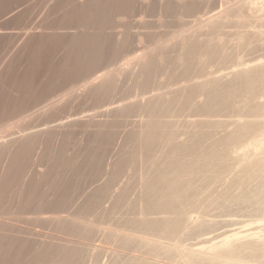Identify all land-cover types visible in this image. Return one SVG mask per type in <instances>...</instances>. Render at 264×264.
Listing matches in <instances>:
<instances>
[{
    "label": "bare ground",
    "instance_id": "1",
    "mask_svg": "<svg viewBox=\"0 0 264 264\" xmlns=\"http://www.w3.org/2000/svg\"><path fill=\"white\" fill-rule=\"evenodd\" d=\"M70 1L66 0V2H63L65 9L68 11L69 9L67 8L69 7L66 6L70 5L73 0L71 3ZM140 1L145 10L151 7L153 3V1L152 3L150 2L151 0ZM140 1L82 0V3L80 1V5H73L70 17L75 19L72 20L74 22L70 21L71 23L69 24L75 23L77 26L73 25L76 31L72 35L73 38H71L70 44L68 42L66 43L68 45L63 44L67 46L64 48L66 52H63V56L64 53L66 56L63 58H61V55V57L58 56L61 59L59 62L60 66L49 70L44 79L42 78L43 81L41 80L39 88L42 87V83L44 85L43 91L41 89L38 94V88L36 89L37 91L31 89L35 93L37 92V95H34L30 88H28L30 92L27 89V93H33L34 95L31 97V94L28 93V96L30 95V99L35 98V101L37 97H40L41 99L39 98V100L41 101L45 98L47 99V97L51 98V96H55V98H52L53 100L47 99L51 101L48 107H42L44 113L52 112L51 114L49 113L50 118L48 115L47 120L43 121L48 124L49 121L50 123L55 122L54 125L49 124L50 126L47 125L46 127V124L43 122L45 128L37 127L43 126L41 124L25 128L26 103L22 99L19 101L20 105L16 99V103L18 104L16 107L18 106L19 108L21 106V108H14L15 110H21V113L18 111L19 115L23 116L19 121L20 123L8 121L11 116L8 117L5 114L7 113V107L10 108L9 106H6L5 109L2 107L3 105L0 107L2 111H6H3V113L5 112L4 114L0 113V196H2L1 194H3V191L7 187H15L13 192H18L20 202L23 204L21 212L17 213L13 209L11 211V208L8 212V209L3 208L5 197L3 200L0 197V249L7 247L11 251L18 242H23L24 246L25 238L26 241H30V239L37 241L43 238L42 243H40L41 248L38 249L39 254L42 255L39 258H42L49 264H71V258L76 252L75 250L83 248L81 244H85L82 240H88L89 238L87 237L90 234H104L108 231L110 234L108 232L105 234L115 236L124 242L120 241L123 247L121 249L123 250L126 249L124 246H127V244L138 242L136 243L137 252L143 255L134 256L133 259L132 257H130L131 259L127 258L123 264H264V119H262L264 116V0H202V2H200L201 0H154V2L156 1V5H159L160 18L164 17L165 19V16L168 15L187 17L189 16L188 14H192L191 16L194 14L198 18L195 19L192 26L183 29L176 28L177 30L174 29L175 31L168 32L170 34H166L167 31L163 32L166 35L162 34V38L158 40L154 39L152 41L154 43L152 44L151 42V45L147 41L149 44L141 48V52L134 53L131 57L129 55L126 56V54L125 56L120 55L124 52V44L118 45L119 49L123 48L120 49L121 51H117V48L116 50L109 51L110 49L108 48L107 52V49H105V43L108 40L106 30L107 28L109 29L110 17L116 16L117 18V16L119 17L123 14H131L136 10L134 9V4H138ZM61 2H59L60 5ZM211 2H214L216 7L214 6V9H211L207 14L201 15L200 13L205 3L209 4ZM153 5L155 6V4ZM62 6L64 5L62 4ZM158 8L156 7L157 10ZM63 11L65 10L63 9ZM63 13H66V11ZM48 16L54 15L49 14ZM125 16L123 15V17ZM227 17H242V23L238 21L236 27L240 24V26L243 25V29L240 28L242 30H237V34L235 33L236 41L234 46L237 45L236 49L238 46H240L239 49L248 48L243 50L250 52H248L250 54L248 57H250L247 60L235 62L236 56H234V52H239H236L234 46L232 49L230 48L233 52L232 58V52L229 51L228 54V47L222 44V42H218L222 41L221 39L216 41L219 48L214 49V46L217 48L216 43H214L217 37L215 35L216 31L219 28L222 29V26L225 27L222 24L226 23ZM145 21L147 20L145 19ZM30 22L27 23L31 24ZM52 22L54 23L55 19ZM156 22L154 25H156ZM228 22L227 20L226 24ZM149 23L151 22L149 21ZM120 24L116 25L120 26ZM184 24L187 25L186 23ZM49 25L47 24V27H44L42 24L41 28L43 30L39 25L38 30H42L39 35L42 38L44 29L51 28L48 27ZM66 25H63L65 29L70 28V26L72 27V25ZM144 26L147 27L146 24ZM26 27L27 31L30 26L28 27L27 25ZM57 28L56 26L54 27L55 30ZM54 29L53 31L55 32ZM30 31L33 33L32 28ZM109 31L111 33L112 30ZM24 33L25 31L22 34ZM27 33L24 35H27ZM30 33L28 34L34 36V33ZM66 33L68 34V32ZM51 34H53L52 37H55L54 33ZM24 35L21 36L24 38ZM153 37H156L155 34ZM175 38L178 39V42L172 45V41ZM38 39L40 38L34 41ZM29 41L30 36L27 42L29 43ZM40 41L38 46L42 48L43 45ZM47 42L48 44L50 43L49 41ZM40 44L42 47H40ZM129 45L127 44L126 47ZM60 46L63 49L62 45ZM175 46H178L180 52L173 56L171 52ZM24 49H27V47ZM134 51L136 52V49ZM221 51L226 52L232 59L226 60L223 66L217 69H210V63L208 64L207 61L203 60V56ZM36 54L34 55L36 56ZM34 55L32 56L34 57ZM228 55L227 57L230 58ZM36 57L38 58V56ZM121 57L125 61L119 64L120 60L118 62V58ZM40 58L38 61H40ZM117 62L118 66H116ZM198 62H202V67L195 70V64ZM12 63L10 62V65ZM111 65L115 66L111 68ZM161 75H164V78L159 80V76ZM122 76L127 77L129 84L122 99H120L121 101H118L119 99L115 100L113 97H115L114 94L119 89L118 86H120L119 83L122 81ZM15 79L17 81L18 78ZM20 81H18V85L20 86L18 87L23 91L25 90L23 84L25 82L22 83V88L21 84H19ZM1 83L0 85L3 86ZM236 85L239 87H235ZM16 88L14 87V89ZM4 90L7 89L5 88ZM4 90L3 92H5ZM1 95H3L2 93L0 97H3ZM69 96L72 98V101L68 99L70 98ZM66 97L67 100L65 99ZM64 99L69 101V103H73L76 100L79 102V105L93 103L97 111L93 112L92 110L94 109L92 108V110L90 109L91 113L88 111H85V113L84 109L86 108L84 107H88L87 105L82 107L84 108L83 110H80L81 106H78L77 111L76 105L74 107L73 104L72 107L67 102L66 106L69 109L61 108L63 109L62 113L59 105H62ZM39 100L37 99V101ZM116 101H118L117 104L115 103ZM69 105L75 109L73 111L70 110L71 107ZM65 110L68 111L67 114ZM74 110L77 112H74ZM225 110H231L232 113L228 111L225 113ZM71 111L72 113L69 115ZM227 112L229 113V118L225 116ZM11 113L9 114L12 115ZM64 113L68 116L65 117L63 115L64 117H60ZM221 115L226 118H218ZM57 116L59 118H56ZM51 118L54 120L51 121ZM79 127L86 134L88 133V137L83 141L86 148L82 153L78 152L75 154L72 160L73 163L68 164H74L79 170L85 169L86 172L90 171V174L93 171L96 174L95 168L100 169L101 178L105 177L106 181H104V178L103 181L105 183L103 181L101 183L102 179L99 176L101 184L98 183L99 185H96L94 188H98L96 190L103 189L105 185L104 190L106 191L105 194L109 196L107 197L108 199L111 197L117 200V195L123 192H118L121 190V187L117 183L126 176L129 164L138 162L141 165L139 166L138 186L136 185L138 188H136L137 200L140 204V208H138L139 217H137L138 220L136 222L138 225L133 223L135 226L131 227V224L128 228L126 225L122 226L119 223L116 225L112 223L104 224L93 218L87 219L86 213L81 212L83 210L70 213L68 206L67 212L69 213L63 214L62 212L66 211L67 208L64 210L65 207L61 206H64L66 203V205H70L75 201L72 200L75 198L69 196L70 192L73 191L71 190L72 185L65 181V186L62 185L63 187H61L57 183V178L54 177V179L47 178L48 181H46L48 184V186L46 185L47 192L50 194L48 196L51 197L49 200L45 195L48 201L46 203H50L49 205L51 206L47 205V208H43L42 204L45 202L43 203L42 201L46 200V198H39L42 204L40 200L35 199V205L34 203L31 205L37 206V208L38 206H42L41 209H39L40 207L38 209L39 211L43 209L45 212L48 207L49 212L57 209L55 206H60L57 211L59 208L63 209H60L62 212L60 210L58 212L54 211L58 213L54 217L55 220L51 217L54 222L44 218L51 222L52 225L50 226L54 227L52 232L55 234L51 233L49 235L51 231L49 233L46 232L48 234L43 232L46 235L43 234L42 231L45 229H38V225L36 226V224L34 227L36 226L37 229L32 227L33 229L26 230L25 233V221L27 219V217L25 219V204L30 203L35 198V195L34 198L31 196V200L26 202L27 198H30H25V189H29L28 192L26 190V193L32 191L35 194L36 189L39 190L40 184L35 185L34 180L36 179L39 183L41 182L40 178L45 175L42 172L45 170L40 169V167V172H37L39 170L35 171L38 173V176L33 172L32 169L34 166H37L35 165L36 159L33 157V160L31 153L35 149L37 150V148L45 146V142L50 140L56 141L59 144V150L63 151L65 147L64 143L67 144L66 141H68L67 137H69L75 128H77V131H80L78 130ZM73 133L75 134V132ZM44 143L45 145H43ZM48 143L52 144L53 142ZM105 147H111L109 154L104 152L107 157H103V149ZM54 148L56 149L57 147ZM150 151H155L152 157L149 156ZM48 152L50 151L48 150ZM26 153H30L29 157H26ZM25 157L29 159L27 163L25 162ZM30 158H32V161ZM52 160L50 159V162ZM51 165L54 166L55 162H51ZM61 166L63 165L57 164L54 166L55 168L50 167L47 173L52 169L60 171ZM59 171L58 175L60 173L64 174V171L61 170L60 173ZM31 172L37 177L35 176V178L34 175L32 176L34 178L30 177ZM63 174H61L62 177L58 178L65 177ZM95 180L97 181L98 179ZM117 185L119 188L116 187ZM125 186L126 184H124ZM124 187L122 186V190ZM92 188L93 186H91ZM9 189L7 188V190ZM88 191L84 195H81L85 197L83 202H81L82 200L80 201L83 205H87L94 198L92 195H88L92 193V190L90 191L89 189ZM73 192L76 194L78 191L74 189ZM59 196L62 199H59ZM68 196L69 199L72 197L70 199L71 203L68 202L69 199L66 202L65 198H68ZM81 196L78 197L81 198ZM103 198L101 197L100 199ZM36 201L39 205L36 204ZM18 204L20 203L18 202ZM99 205L102 206V203L100 202ZM38 209L35 210L37 211ZM33 210L32 213L34 212L35 214L36 211ZM213 212L214 214H212ZM163 213L165 214L160 216ZM38 214L42 215L39 212ZM51 214L54 215V213ZM213 215L216 218H212L211 216ZM42 217H36V219L39 221V218L43 219ZM212 231L216 233L212 235ZM186 234H192L199 238L200 243L210 244L194 248L186 246L181 240V237ZM70 236L73 238H70ZM93 236L95 237V235ZM92 237L90 238L91 240ZM5 240H7L6 245L4 243ZM20 245L22 246L21 243ZM86 245L88 246L87 243ZM89 247H91L90 244ZM2 253H5L4 250ZM42 253H45V255ZM3 257L5 258L6 255L0 256V264L5 260ZM18 257L20 258V256ZM12 259L8 258L10 261H7L6 258L4 264H25L24 259V261H21L22 259ZM43 260L38 261L41 262Z\"/></svg>",
    "mask_w": 264,
    "mask_h": 264
},
{
    "label": "rangeland",
    "instance_id": "2",
    "mask_svg": "<svg viewBox=\"0 0 264 264\" xmlns=\"http://www.w3.org/2000/svg\"><path fill=\"white\" fill-rule=\"evenodd\" d=\"M45 1V2H44ZM58 1V2H57ZM55 0V2H54V0H0V62H1V64H0V83L7 89V90H4L5 88L3 87V86H1L0 85V94L2 93L3 95H1V96H3V97H0V101H2V102H0V103H2L1 105H0V107L2 106V107H4V109H5V107L6 106H9L10 108H12L11 110H10V108H8L7 107V113L5 114V115H7L8 117L9 116H11V117H9V119H8V121L9 122H16V123H20L19 121H20V119L21 118H23V116H21V115H19L21 112V110H15L14 108H18V106L16 107V105H18L17 103H19V101H20V99H22V101L24 102V103H26L25 104V122H24V124H25V128L26 127H32V126H35V125H39V124H41V125H43V120H47V116L50 118V114L52 113H50V112H48V113H44L43 111H44V109L43 108H45L46 106L48 107L49 105L48 104H50L51 103V101L50 100H47L48 98L49 99H51V100H53L52 98H55V96L54 97H52L51 96V98L50 97H47V99L45 98V99H43V100H39V98L37 97L36 98V101L34 100L35 98H32L33 99V102H32V99H30V95L28 96V93L30 92V90L31 89H33V90H36L37 88V92H38V94L40 93L39 91L43 88V84L41 83V85H42V87L41 88H39V85H40V82H42L43 81V79H44V77H45V75H46V73L49 71V70H53V69H56V68H58L60 65H59V62H60V57L61 58H63L64 56H66L65 55V53H64V56H63V52H66V50L64 49V48H66L67 46L66 45H68V44H70L69 42H71V38H73L72 37V35H73V33H75V31H76V28H75V26H73V25H76L75 23H72V24H69V23H71L70 21H72V20H74L73 18H71L70 17V15H71V11H72V9H73V5L75 6V5H80V1H81V3H82V0H71L72 1V3H71V1H70V5L68 4L66 7H69V8H67V9H69V11L68 10H66L65 9V4L63 3V2H66V0L64 1H62V0ZM62 1V2H61ZM67 1H69V0H67ZM138 1H140V0H138ZM152 1H153V3H152ZM157 1V0H156ZM155 1V2H156ZM200 1V0H199ZM59 2H61V5L63 4L64 6H62L61 7V5H60V3ZM77 2V3H76ZM151 3H152V5H151V7H148V9H146L145 10V8L141 5L142 4V2L140 1V2H138V4L137 3H135L134 4V9H136V10H134L131 14H123L124 16L126 15L127 16V18H126V16L125 17H123V15H120L119 17L117 16V18H116V16L115 17H113V16H111L110 17V19H109V29L107 28V30H106V33H107V43H105L106 45H105V49H107V52H108V48L110 49L109 51H113V49L114 50H116V48L118 49L117 51H121L120 49H123V48H118L119 46H121V44H124L123 46H124V52H122L123 54H120L121 56L123 55V56H125V54H126V56H128L129 55V57H131V55L133 56L134 55V53L136 54V53H138V52H141L142 50H141V48H143L144 46H147L148 44H149V42H150V45H151V42L152 41H154V39H156V40H158V39H160V38H162L163 37V35L165 34V33H163V32H165V31H167L166 32V34H170L171 32H173V31H175L174 29H176V28H181V29H183V28H187V27H189V26H192L193 25V23H194V21H195V19L196 18H198V17H196V16H194V14H193V16H191L192 14H188L189 16H183V17H175V16H173V15H168V16H165V19H164V17H161L160 18V10H159V5H156V3L154 2V0H151L150 1ZM200 2H202V0L200 1ZM44 3V4H43ZM76 3V4H75ZM140 3V4H139ZM153 4H155V6L153 5ZM157 4H158V2H157ZM60 5V6H59ZM70 6H72L71 8H70ZM154 6V7H153ZM214 6L216 7V5L214 4V2H211V3H209V4H207V3H205V5L203 6V9H202V11H201V15L202 14H207L211 9H214ZM44 7V8H43ZM53 7V8H52ZM156 7L158 8V10L156 9ZM66 11V13H63V12H65V11H63V9ZM138 8V9H137ZM143 11H142V10ZM54 10V11H53ZM145 10V11H144ZM152 10H154L153 12H151ZM157 10V11H156ZM138 13H137V12ZM149 11V12H148ZM155 11H156V14H155ZM42 12V13H41ZM44 12V13H43ZM61 12H62V14H61ZM142 14H144V13H149V14H144V15H142ZM39 13H41L40 15H39ZM69 13V14H68ZM134 13H136V14H134ZM141 15H140V14ZM152 13V14H151ZM54 15V16H48V15ZM59 16H58V15ZM64 14V15H63ZM40 17H39V16ZM43 15V16H42ZM59 17H57V16ZM68 15V16H67ZM144 16V17H143ZM170 16V17H169ZM172 16V17H171ZM44 17V18H43ZM48 17V18H47ZM57 17V18H56ZM135 17V18H134ZM142 17V18H141ZM154 17H155V19H154ZM167 17V18H166ZM55 19V22L53 23L52 21H54V19ZM68 18V20H66ZM113 18V19H112ZM133 18V19H132ZM148 21H145V19ZM156 18H160L159 20L158 19H156ZM203 18H205V17H203ZM207 18V17H206ZM237 18V19H236ZM35 19V20H34ZM38 19V20H37ZM42 19V21H40ZM45 19V20H44ZM49 19V20H48ZM129 19V20H128ZM137 19V20H136ZM141 19V20H140ZM178 19H180V20H178ZM238 19H240V20H238ZM32 20V21H31ZM60 20V21H59ZM65 20V21H64ZM131 20V21H130ZM138 20H139V22H138ZM153 20H154V22H153ZM156 20H157V22H156ZM176 20H177V22H176ZM189 20H191V21H189ZM227 20L230 22H228V24H226L227 23ZM227 20H225L226 21V23L224 24H222V25H224L225 27H223L222 26V29H218V31H213V32H215L216 34L215 35H217V37H216V39H215V41H214V43H216V41H218V40H222V41H218V42H222V44H225V46L226 47H228V54H229V51H231L232 52V47L234 46V43H235V41H236V34H237V30H242L243 29V25H241L240 26V24H239V26H237L236 27V25H238L237 23H238V21L240 22V23H242V17L240 18V17H230V18H228L227 17ZM231 20V21H230ZM237 20V21H236ZM31 21V22H30ZM35 21V22H34ZM57 21H59V22H57ZM121 21V22H120ZM136 21V22H135ZM149 21L151 22V23H149ZM179 21V22H178ZM234 21V22H233ZM30 22L31 24H28V23ZM37 22V23H36ZM41 22V23H40ZM66 22H68V23H66ZM72 22H74V21H72ZM116 22V23H115ZM117 22H120V23H117ZM131 22H133V23H131ZM142 22H144L143 24H142ZM155 22H156V25H154L155 24ZM181 22H182V24H181ZM40 23V24H39ZM56 23V24H55ZM140 23V24H139ZM153 23V24H152ZM167 23V24H166ZM184 23H186L187 25H185ZM189 23V24H188ZM192 23V24H191ZM234 23H236V24H234ZM40 25V28H41V25L43 24L44 25V27H47V24L49 25L48 27H51V28H45L44 29V32H43V34H42V36H43V38L44 37H46V38H44V40H43V38L41 37V35H39L41 32H42V30H38L39 29V25ZM65 24H67L66 26H70V25H72V27L70 26V28H66L65 29V27L63 26V25ZM118 25V24H120V26H117V28H116V26H114V25ZM131 24V25H130ZM138 24V25H137ZM146 24V26L147 27H145L144 25ZM148 24V25H147ZM165 24V25H164ZM176 24V25H175ZM28 25V27L30 28H28L27 29V31H26V26ZM52 25V26H51ZM57 25H59L58 26V28H62V27H64V28H62V29H58L57 28ZM112 25V26H111ZM129 27H128V26ZM137 25V26H136ZM164 25V26H163ZM175 25V26H174ZM24 26H25V28H24ZM56 26V30L54 29V27ZM61 26V27H60ZM77 26V25H76ZM113 28V27H115V28H111V27ZM34 27V28H33ZM53 27V28H52ZM74 27V28H73ZM122 27V28H121ZM127 27H128V29H127ZM134 27V28H133ZM24 30H23V29ZM31 28H32V31H33V33H34V36L32 35H29L28 33H30L31 31ZM36 28V29H35ZM239 28V29H238ZM240 28H242V29H240ZM53 29L55 30V32L53 31ZM64 29V30H63ZM70 29V30H69ZM75 29V30H74ZM73 30V31H72ZM109 30H112L111 31V33H110V31ZM177 30V29H176ZM216 30V29H215ZM22 31V32H21ZM25 31V33L24 34H26L27 32V35H28V38H27V35H24V34H22L23 32ZM40 31V32H39ZM51 31V32H50ZM58 33H61V34H58ZM70 31V32H69ZM109 33H108V32ZM114 31V32H113ZM116 31V32H115ZM66 32H68V34L66 33ZM113 32V33H112ZM137 32H139V33H137ZM151 32V33H150ZM168 32H170V33H168ZM32 33V32H31ZM30 33V34H31ZM32 33V34H33ZM45 33H46V35H45ZM49 33V34H48ZM51 33H54V36L55 37H52L53 36V34H51ZM55 33H56V35H55ZM64 33V34H63ZM236 33V34H235ZM63 34V35H62ZM67 34V35H66ZM70 34H71V36H70ZM154 34H155V36L156 37H153L154 36ZM163 34V35H162ZM165 34V35H166ZM24 35L25 37V40H24V38L22 37V36ZM37 35V36H36ZM51 35V36H50ZM58 35V37L56 38V36ZM29 36H30V41H29V43L27 42L28 40H29ZM48 36H49V38H48ZM110 36H111V38H110ZM115 36V37H114ZM117 36V37H116ZM123 36V37H122ZM31 37H34V38H31ZM51 37V38H50ZM64 37V38H63ZM113 37V38H112ZM151 39H150V38ZM37 38H40V39H38V40H36V41H34L35 39H37ZM42 38V39H41ZM62 39V40H60V39ZM65 38H67V39H65ZM142 38V39H141ZM144 38V39H143ZM49 39V40H48ZM51 39H53V40H51ZM57 39V40H56ZM147 39H149V40H147ZM27 40V41H26ZM31 40H33V41H31ZM41 40V41H40ZM46 40V41H45ZM138 40V41H137ZM141 40H142V43H141ZM39 41H40V43L43 45V47H44V49H43V47L41 46V44H40V47H42V48H39ZM42 41H44L43 43H45V44H43L42 43ZM47 41H49L50 43L48 44V42ZM51 41H52V43H51ZM55 43H54V42ZM57 41H59V42H57ZM62 41V42H61ZM123 41V42H122ZM126 41H127V43H126ZM130 41H131V43H130ZM136 41V42H135ZM147 41H149V42H147ZM26 42V43H25ZM30 42H32V43H30ZM35 42V43H34ZM37 42V43H36ZM58 44H57V43ZM68 42V44H66ZM134 44H133V43ZM178 42V39L177 38H175L173 41H172V45H175L176 43ZM218 42L215 44L216 46H217V48L214 46V49H218L219 47V45H218ZM54 43V44H53ZM62 43V44H61ZM66 44L65 46L63 45V44ZM129 43H130V45H129ZM154 42H152V44H153ZM213 43V42H212ZM211 43V44H212ZM32 46H31V45ZM62 45V47H63V49L61 48V46L60 45ZM120 44V45H119ZM129 45V46H127L126 47V45ZM132 44V45H131ZM220 44V43H219ZM37 45V46H36ZM45 45V46H44ZM50 45V47H48ZM51 45H53V46H51ZM110 45V46H109ZM112 45V46H111ZM117 47H116V46ZM119 45V46H118ZM30 46V47H29ZM60 49H58L57 47ZM109 46V47H108ZM122 46V47H123ZM236 46L237 45H235L234 46V48L236 49ZM26 48L27 47V49H24V48ZM35 47V48H34ZM52 47V48H51ZM110 47H112V48H110ZM139 47V48H138ZM244 47V46H243ZM33 49V50H31V49ZM127 48V49H126ZM129 48V49H128ZM220 48H221V46H220ZM231 48V49H230ZM233 48V50H235ZM240 48V46H238V50L236 49V52H239V53H235L234 52V56H236V61L235 62H237L238 60H247V58H249L248 57V55H250V54H248V50L247 51H243V50H245L246 48H243V49H239ZM241 48H242V46H241ZM28 49H29V51H30V53H29V51H28ZM37 49H41V50H37ZM136 49V52L134 51V50ZM248 49V48H247ZM65 50V51H64ZM240 50V51H239ZM242 50V51H241ZM38 53H37V52ZM49 51V52H48ZM54 51V52H53ZM60 51V52H59ZM123 51V50H122ZM220 51V50H219ZM53 52V53H52ZM180 52V49L178 48V46H175V48L173 49V51L171 52V55H173V56H175V55H177L178 53ZM25 53V54H24ZM36 54V56H38V58L34 55V54ZM40 53V54H39ZM42 53H44V54H42ZM50 53V54H49ZM128 53V54H127ZM250 53V52H249ZM30 54V55H29ZM43 56H42V55ZM46 54H48L47 56H45ZM53 54V55H52ZM228 54H226V52H216V53H213L212 55H205V56H203V60H205V61H207L208 62V64L210 63V69H217V68H219L220 66H223V63L227 60H231L233 57V52H232V55H231V57L228 55ZM32 55H34V57L32 56ZM41 55V56H40ZM61 55V56H60ZM227 55L230 57V58H228L227 57ZM41 58H40V57ZM58 56H60V57H58ZM44 59H43V58ZM46 57V58H45ZM32 58V59H31ZM34 58V59H33ZM37 58V60L36 61H34L35 59ZM40 58V61H38V59ZM123 57H121V58H118V62H119V60H120V62H119V64H121V62H123V61H125V60H123L122 59ZM235 58V57H234ZM121 59H122V61H121ZM15 60V61H14ZM8 61V62H7ZM12 61H13V63H12ZM10 62L12 63V65H10ZM15 62V63H14ZM118 62H117V65L116 66H118ZM4 63V64H3ZM9 64V65H8ZM17 65V66H16ZM202 65V62L200 63V62H198L197 64H195V70H197V69H199L200 67H202L201 66ZM4 66H6V67H4ZM112 66V65H111ZM115 66V65H114ZM114 66H112L111 68H113ZM3 67V68H2ZM10 70H9V69ZM17 68V69H16ZM3 69V70H2ZM7 71H6V70ZM107 69H110V68H107ZM17 70V71H16ZM6 71V72H5ZM14 71H15V73H14ZM24 71V72H23ZM19 72V73H18ZM22 72V73H21ZM10 73V74H9ZM1 74H3V75H1ZM5 74V75H4ZM7 74V75H6ZM12 74V75H11ZM18 74H19V76H20V74H21V76L19 77L18 76ZM9 75V76H8ZM37 75V76H36ZM30 76H33V77H30ZM34 76H36L35 78H34ZM10 79H9V78ZM22 77V78H21ZM24 77V78H23ZM2 78V79H1ZM15 78H18L17 79V81H16V79ZM43 78V79H42ZM164 78V75H161V76H159V80H162ZM3 79H5L4 81H3ZM12 79H14V80H12ZM31 79H32V81H31ZM34 79V80H33ZM8 80H9V82H8ZM12 80V81H11ZM21 80V81H20ZM25 80V81H24ZM42 80V81H41ZM121 80L122 81H120V83H119V85L120 86H118L119 87V89H118V91L114 94V96L115 97H113V99H115V100H118V101H121L120 99H122V97H123V95H124V93L126 92V90H127V86H128V84H129V80L127 79V77L126 76H122L121 77ZM243 80V79H242ZM242 80H240V81H242ZM18 81H20L19 82V84H21V86H22V83L23 82H25V83H23L24 84V86H25V90H21L19 87V85H18ZM15 82V83H14ZM28 82H30V83H28ZM239 83H241V82H239ZM14 84H15V86H14ZM27 84H28V86H27ZM30 85V86H29ZM238 85V84H237ZM235 86V87H239V86ZM241 85V84H240ZM16 88V87H18L19 88V90L21 91H19L18 90V88H16V89H14V87ZM2 87H3V90L5 91V92H3V90H2ZM10 88V89H9ZM22 88H23V86H22ZM28 88H30V90L28 89ZM126 88V89H125ZM13 89V90H12ZM27 89H28V93H27ZM122 89V90H121ZM25 91V92H24ZM42 91H43V89H42ZM16 92H18V93H21V94H18V93H16ZM31 92H33L34 93V95H37L34 91H32L31 90ZM15 93V94H14ZM25 93V94H24ZM33 93H29V94H31V97L32 96H34L33 95ZM42 93V92H41ZM20 96V97H19ZM70 97V96H69ZM25 98V99H24ZM16 99H17V103H16ZM19 99V100H18ZM37 99L39 100V101H37ZM41 99V98H40ZM66 100H67V97L65 98ZM64 99V101L62 102V105H59V109H61V108H63V109H65V108H67V106H66V103L68 102V104H70L71 106L74 104V107H75V105H76V110L78 109V106H81L80 107V110L82 109H84V108H86V109H84V112L86 111H88V112H90L91 110H92V108L94 109V110H92L93 112H95V111H97V110H95V106H94V104L93 103H91V104H85V105H82L81 103V105H79V102L78 101H76V100H74L73 101V103H69V101H66ZM68 99H71V101H72V98L70 97V98H68ZM46 100V101H45ZM70 101V102H71ZM118 101H116L115 103L117 104L118 103ZM49 102V103H48ZM220 102V101H219ZM219 102H218V104H219ZM15 103V105L13 106V104ZM120 103V102H119ZM10 104H12L11 106H10ZM21 103H19V105H20ZM61 104V103H60ZM93 104V105H92ZM65 105V106H64ZM69 105V106H70ZM88 106V107H84V106ZM62 106V107H61ZM70 106V107H71ZM206 107H207V105H205ZM43 107V108H42ZM73 107V106H72ZM71 107V108H72ZM82 107H84V108H82ZM21 108V106L18 108V109H20ZM43 110H42V109ZM70 108V110H72L73 111V109H75V108H72L71 109ZM9 109V110H8ZM16 111V113H15V111ZM63 109H61L60 111L63 113ZM69 109V107L67 108V110ZM88 109V110H87ZM91 109V110H90ZM67 110H65V113L67 114ZM69 110V111H70ZM76 110H74V112H77ZM3 111H5V110H3ZM3 111H2V109H0V113L2 112L3 113ZM5 111V112H6ZM8 111H10V112H8ZM14 111V112H13ZM20 113H19V112ZM72 111L69 113V115L72 113ZM91 111V112H92ZM226 111H228V112H230V113H232L231 112V110L229 111V110H225L224 112L226 113ZM4 112V113H5ZM11 112H13V113H11ZM60 112V113H61ZM73 112V113H74ZM85 112V113H86ZM90 112V113H91ZM227 112V114L225 115L227 118H229L230 116H229V113ZM1 113V114H2ZM3 113V114H4ZM9 113H11L12 115H10ZM50 113V114H49ZM62 114L60 117H66V116H68V115H66V114ZM224 113V114H225ZM0 114V115H1ZM9 114V115H8ZM47 114V115H46ZM223 114V115H224ZM64 115V116H63ZM223 115H221V117L219 116H217L218 118H226V117H224ZM58 116H59V114H58ZM56 117V118H59V117ZM6 117V116H5ZM44 117H46V119H44ZM55 118V119H56ZM19 119V120H18ZM262 119H264V116L262 117ZM49 120V119H48ZM52 120H54V119H52L51 118V121ZM22 122V121H21ZM23 123V122H22ZM21 123V124H22ZM45 124H46V127H47V125L48 126H50V125H54V123H50V121H49V124L47 123V122H44ZM56 123H57V121H56ZM38 128H45V125H43V126H37ZM76 130V131H75ZM78 130H80L81 132L83 131L82 130V128L81 127H79L78 128ZM207 130H209V129H207ZM80 131H77V128H75L74 129V131H72L71 132V134L69 135V137H67V140L68 141H66L67 142V144L66 143H64L65 144V147H66V149H65V147H64V150L63 151H61V150H59V144H57L56 143V141L54 142V141H52V140H50V141H48V142H53V143H55L54 145H56V146H54V145H52V144H50V143H48V142H45L46 143V145H45V143L43 144V145H45V146H41L40 148H37V150L34 152H30L31 154H32V158L34 157L35 159H36V166L38 167V169H37V167H35L34 166V168L32 169L33 170V172L37 175L38 173H36L35 171H37V170H39V167H40V169H44L45 171H42V172H44V174L45 175H43L42 176V178H40V181L41 182H37L36 181V179L34 180L35 181V185H39V190L38 189H36V191H35V194H34V192H30L29 191V193H26V190H27V192H28V188L27 189H25V192H24V196H26L25 198H27V197H33L34 198V195H35V198L34 199H32L31 200V198L30 199H28L27 198V201L26 202H28V200H31V202L29 203H26V204H29V205H31V204H33L34 203V205H35V199L37 200H40L39 198H46V200H44V201H42L43 203L45 202H48L47 201V197L49 198V200H50V198L51 197H49L50 196V194L47 192L48 190H47V186H48V184L46 183V181H48V179H50V178H52V179H54V177L55 178H57L56 180H57V183H59V185L61 186V187H63L62 185H64V184H66V182H68V183H70L71 185H72V187H71V190H73L74 191V189L76 190L77 189V193L76 194H74L75 192H70L71 194H69V196H72L73 198H75V199H72V197H70V199H72V200H75L74 201V203H71L70 202V199H69V196H68V198H65L66 199V202H67V200L69 199V203H71L72 205L74 204V208L72 207V205L70 204V205H66V204H64V206H61V207H65L64 208V210L66 209V211H64V212H62L61 210H63L62 208H59V210L63 213V214H68L69 212L70 213H74V212H80L81 210H83V211H81V212H84V214L86 213V216H87V219H91V218H93V219H95V220H97V221H101V222H103L104 224H109V223H112V224H114V225H116L117 223H119L120 225H122V226H129V225H131V227L135 224H137L138 225V223H136L137 222V217H139V214H138V208H140L139 206H140V204L138 203V200H137V187H136V185L138 186V179H139V172H140V167L139 166H141V165H139L138 164V162H135V163H137V164H129V166L127 167V169H128V171L126 172V176H124L122 179H124L125 180V183H124V180L122 181V179H121V181L119 182V183H117L120 187H121V190L120 191H118L119 193L121 192V191H123V192H121L120 193V195H117L118 196V199L117 200H115V198H107V197H109L108 196V194L106 195L105 193H106V191L104 190V187H105V185H104V187H103V189H99V190H96V189H98V188H94L96 185H99V184H101V183H103L104 181H106V178L105 177H103V178H101V172H99L100 171V169H97V168H95V173L96 174H94V171L93 172H91V174H92V176H90L91 174H90V171L88 172H86V170L84 169V170H79V169H77L76 167H75V165L74 164H68V163H73L72 162V160L74 159V157H75V154H77L78 152H80V153H82L84 150H85V148H86V146H85V144H84V142L83 141H85V139H86V137H88V133L86 134V132L85 131H83L82 133L80 132ZM73 132H75V134L73 133ZM85 132V133H84ZM206 133H207V131H206ZM205 133V134H206ZM204 134V135H205ZM208 134V133H207ZM74 135V136H73ZM8 136V135H7ZM70 136H72L71 138H70ZM206 136V135H205ZM84 139V140H83ZM82 140V141H81ZM48 143V144H47ZM83 143V144H82ZM50 145H52V146H50ZM58 145V146H57ZM47 146H49V147H47ZM57 147L56 149H57V151H55L56 149L54 148V147ZM54 148V149H52V148ZM47 148V149H46ZM106 148V149H105ZM104 149H103V154H104V152L105 153H107V154H109L110 153V149H111V147H105ZM48 150L50 151V152H48ZM54 150V151H53ZM66 150V151H65ZM107 150V151H106ZM32 151V150H31ZM25 152H27V151H25ZM29 152V151H28ZM30 153H26L25 155H26V157H29V154ZM34 153H35V155H34ZM155 154V151H150L149 152V156L150 157H152L153 155ZM50 155V156H49ZM98 155V154H97ZM25 157V162L27 163L28 162V160L29 159H27ZM103 157H107V155L105 156V154H104V156ZM32 158H30L31 159V161H32ZM34 158H33V160H34ZM52 158H53V160H52ZM26 159H27V161H26ZM50 159L52 160L51 162L52 163H54L55 162V165H63V166H61L60 167V169L62 170V171H64V174L63 173H60L61 172V170L59 171L58 169H57V167H56V169L57 170H54V169H52L51 171H49V173H47L48 172V170H50V167H53V168H55L54 166H52L51 165V162H50ZM49 161V162H48ZM137 161H139V160H137ZM140 163V162H139ZM39 165V166H38ZM47 165H49V166H47ZM51 165V166H50ZM104 166V165H103ZM49 168V169H48ZM34 169H36V170H34ZM98 170V171H97ZM58 171H59V173H60V175H58ZM33 172H31L30 173V177H32L33 175H34V177L36 176L35 174H33ZM37 172H40V170L39 171H37ZM99 173V174H98ZM48 174V175H47ZM61 174H63L65 177H63V178H58V177H62V175ZM98 174V175H97ZM47 175V176H46ZM50 175V176H49ZM57 175V176H56ZM38 176V175H37ZM36 176V177H37ZM89 176H90V178H89ZM100 176V177H99ZM34 177H32V178H34ZM35 177V178H36ZM92 177V178H91ZM96 177V178H95ZM101 178L100 180H101V183L99 182V178ZM32 178H30V179H32ZM48 178V179H47ZM105 178V179H104ZM44 179V180H43ZM47 179V180H46ZM94 180V181H92V180ZM95 179H98L97 181L95 180ZM103 179H104V181H103ZM33 180H32V182H33ZM59 180V181H58ZM66 181V182H65ZM92 181V182H91ZM103 181V182H102ZM65 182V183H64ZM34 183V182H33ZM32 183V184H33ZM46 183V184H45ZM94 184V185H92V184ZM99 183V184H98ZM105 183V182H104ZM121 183V184H120ZM124 184H126V186H127V188H126V186L124 187ZM47 185V186H46ZM93 186V188L91 189V186ZM103 185V184H102ZM116 186L117 188H119V186ZM65 186V185H64ZM122 186L124 187V189L122 190ZM75 187V188H74ZM6 188V187H5ZM7 188L9 189V188H11V189H9V190H7ZM6 188V190L5 191H3V189H2V191H3V194H1L2 196H0V197H2V200L4 199V197H5V200H4V202H3V208H6V210L8 209V212H9V209L11 208V211H12V209H13V211L15 210V212L17 211V213L18 212H21L22 210H21V208L23 207V204L20 202V197H19V195L17 194L18 192H16V191H14L13 192V189L15 188H13L12 186L11 187H7ZM37 188H38V186H37ZM74 188V189H73ZM116 188V189H117ZM137 188V189H136ZM80 189H81V192H80ZM85 189H86V191H85ZM90 189V191L92 192V193H90V194H88V195H92L94 198H92V201L90 200L89 202H91L90 203V205H89V202L87 203V205L85 206V205H83L81 202H83L84 200H85V197L83 196H81V195H84V193H86V192H89L88 190ZM15 190V189H14ZM9 193H7V192ZM95 191V192H94ZM98 191H100V193H98ZM1 193V192H0ZM6 193H7V195H6ZM37 193V194H36ZM47 193V194H46ZM69 193V192H68ZM118 193V194H119ZM5 194V195H4ZM26 194V195H25ZM28 194V195H27ZM30 194V195H29ZM73 194V195H72ZM38 195V196H37ZM47 197H46V196ZM49 195V196H48ZM102 195V196H101ZM7 196V197H6ZM24 196H23V198H24ZM75 196V197H74ZM81 196V198H79V197ZM90 196H88V197H90ZM103 196H105V198H103ZM116 196V197H117ZM103 198V199H100V198ZM24 198V199H25ZM61 198V196H59V199ZM97 198H98V200H97ZM62 199V198H61ZM84 199V200H83ZM86 199H87V196H86ZM108 199V200H107ZM82 200V201H81ZM95 200V201H94ZM102 200V201H101ZM34 201V202H33ZM65 201V200H64ZM81 201V202H80ZM97 201H99L98 203H96ZM18 202L20 203V204H18ZM102 203V206L101 205H99V203ZM38 202L36 201V204H37ZM40 203H41V200H40ZM42 204L43 205V208L45 209V208H47V205H49L50 203H46V204ZM68 203V204H69ZM98 204V205H96V204ZM116 203H117V205H116ZM25 204V219H26V217H27V219H26V223H25V233H26V230H30V229H33V228H36V226H37V228L38 229H41V230H44V231H42V233L43 232H50L49 233V235L52 233V234H55V233H53L52 232V229H54V227H52V226H50V225H52L51 224V222H49V221H53L54 222V220H55V218L54 217H56L57 215H58V211H57V209H58V207H60V206H55V207H57V209H55L57 212L55 213L54 211H51V212H49V207H48V209H46V212H47V210H48V212L46 213L45 212V210H41V211H39V209H41V207L40 206H38V208H37V206H33V205H31V206H29V205H26ZM80 204H82L83 206H85V207H83L82 205H80ZM18 205H19V207H18ZM21 205V206H20ZM37 205H39V204H37ZM45 205V206H44ZM34 208H33V207ZM49 206H51V205H49ZM54 205H52V207H53ZM69 207V212H67L68 211V207ZM91 206V207H90ZM97 206H98V208H97ZM115 206V207H114ZM55 207H53V208H55ZM72 207V208H71ZM16 208V209H15ZM18 208H20L19 210H18ZM32 208V209H31ZM29 210V211H27V210ZM30 209H31V211H30ZM35 210V209H38L36 212H37V214H38V212L39 213H42V215L41 214H36V212H35V214H34V212L32 213V210ZM111 209V210H110ZM21 210V211H20ZM33 210V211H34ZM53 210V209H52ZM44 211V212H43ZM30 213V214H28V213ZM66 212V213H65ZM13 213V212H12ZM32 213V214H31ZM51 213H54V215L53 214H51ZM50 214V215H49ZM165 213H163V214H160V216L161 215H164ZM212 214H214V212L212 213ZM49 215V216H48ZM56 215V216H55ZM59 215H60V213H59ZM43 216V217H42ZM154 216H155V214H154ZM30 217V218H29ZM36 217H42L43 219H41V218H39V221H38V219H36ZM51 217H53L54 218V220H53V218L51 219ZM212 218L214 217V218H216V216H211ZM33 218V219H32ZM35 218V219H34ZM48 219L49 221H47V220H45V219ZM28 219H29V222H28ZM40 220H41V222H40ZM44 222H43V221ZM49 222V223H47V222ZM28 222V223H27ZM30 223V224H29ZM45 223V224H44ZM134 223V224H133ZM36 224V226L34 227V225ZM47 224H49V225H47ZM32 225V226H31ZM43 225H45V226H43ZM134 225V226H135ZM30 228H29V227ZM40 226V227H39ZM33 227V228H32ZM77 227V226H76ZM137 227V226H136ZM36 228V229H37ZM44 228V229H43ZM78 228V227H77ZM129 228V227H128ZM50 229V230H49ZM108 232V231H107ZM107 232H105V233H107ZM45 233H43V234H45ZM48 233H46V234H48ZM99 234V233H96V234H92V235H95V237L93 236L92 237V235L90 234V236L89 237H87V238H89L88 240H82V242H84L85 244H81L82 246H83V248H81V249H76L75 251V253L72 255V258H71V264H123L125 261V259H127V258H130V257H132V259L134 258V256H140V255H143V254H140L139 252H137L138 251V248H137V245H136V243H138V242H136L135 244L134 243H129V244H127V246H124V248H126V249H121V247H122V243H120V239H118L117 237H115V236H110V235H107V234ZM109 233V232H108ZM214 233H216L215 231H212V235L214 234ZM45 234V235H46ZM110 234V233H109ZM68 235H66V237H67ZM97 236V237H96ZM65 237V236H64ZM65 237V238H66ZM72 236H70V238H71ZM92 237V240L90 239ZM67 238H69V237H67ZM73 238V237H72ZM95 239V240H94ZM42 240H43V238H41V239H38L37 241H34L33 239H30V241H28V243H26L27 241H26V238H25V242H24V246H23V242H18V244L15 246V250L13 249H11V251H10V249H7V247H5V249H0V251L1 252H3V250H4V254L2 253L1 254V252H0V256H5L6 255V257L4 258L5 260H6V258H7V261H10L11 259H12V257H14V258H16L15 260H21V261H24L25 260V264H49L48 262H45L42 258H39L40 256H42L41 254H39V252H38V249L39 248H41L40 246H41V244L40 243H42ZM89 240H90V242H89ZM181 240H182V242H183V244H185L186 246L188 245L189 247L191 246L192 248H194V247H201V245L202 246H204L205 244L206 245H209L210 243H200V239L199 238H197V237H195L194 235H192V234H186V235H184V236H182L181 237ZM92 241H95V242H92ZM121 242H123V241H121ZM5 245L7 244V240H5ZM20 243L22 244V246L20 245ZM86 243L88 244V246L86 245ZM94 245H96L94 248H95V250H94V248H93V244ZM124 243V242H123ZM89 244H90V246L91 247H89ZM92 244V245H91ZM131 244V245H130ZM133 244V245H132ZM192 244V245H191ZM126 245V244H125ZM18 247H19V249H18ZM21 247H23V248H21ZM18 250H17V249ZM25 248V249H24ZM93 248V249H92ZM123 248V247H122ZM136 248V249H135ZM7 249V250H6ZM17 250V251H16ZM20 250H21V253H20ZM10 251V252H9ZM93 251H95L94 253H92ZM20 254H22V255H20ZM25 252V253H24ZM41 253V252H40ZM15 254H16V256H15ZM42 254H44L45 255V253H42ZM8 256V257H7ZM18 256H20V258L18 257ZM36 256H38V257H36ZM46 256H49V255H46ZM46 256H44V257H46ZM50 257V256H49ZM8 258L10 259V260H8ZM13 258V259H14ZM18 258V259H17ZM1 259H2V257H1ZM12 259V260H13ZM24 259V260H23ZM131 259V258H130ZM4 260V261H5ZM40 260H43V261H41V262H39ZM3 261V260H2ZM4 261L2 262V264H4ZM6 261V262H7ZM6 264H8V263H6Z\"/></svg>",
    "mask_w": 264,
    "mask_h": 264
}]
</instances>
